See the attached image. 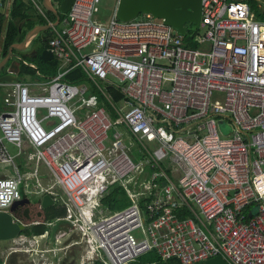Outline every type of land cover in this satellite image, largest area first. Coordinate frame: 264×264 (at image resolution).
<instances>
[{"label": "built area", "instance_id": "built-area-1", "mask_svg": "<svg viewBox=\"0 0 264 264\" xmlns=\"http://www.w3.org/2000/svg\"><path fill=\"white\" fill-rule=\"evenodd\" d=\"M100 1L73 0L58 26L48 22L58 70L31 84L40 92L0 83L10 88L0 164L14 172H0V212L20 199L15 158L29 149L85 245L79 264H127L149 251L180 264H264V18L242 0H200L187 45L150 14L123 22L114 10L100 21ZM75 69L84 80L66 81ZM115 123L123 129L106 144ZM114 185L130 204L98 217ZM14 243L10 253L29 246L32 264H54L47 255L61 250L35 237Z\"/></svg>", "mask_w": 264, "mask_h": 264}, {"label": "crops", "instance_id": "crops-1", "mask_svg": "<svg viewBox=\"0 0 264 264\" xmlns=\"http://www.w3.org/2000/svg\"><path fill=\"white\" fill-rule=\"evenodd\" d=\"M22 1L28 7L30 6V11L28 13V18H26L24 21H21L20 27L18 28V33L19 34L23 33V38L20 41L14 42L11 45L20 43L24 39V36L26 35V33L29 32L34 27L40 26V25L46 26V25H48V22H49L45 16L44 11H46V10L42 7V0H22ZM51 1L54 4V6H55V3L57 5L59 4V1H55V0H51ZM0 2L3 5L2 7H0V13L4 14L5 20H6V17L8 16V19L6 21V22H8L9 12H10L13 0H8V9L6 10V12L4 11V5H5L6 0H0ZM41 18L45 21V23L41 22ZM61 20L62 19L60 18V20L58 21V23L56 25L54 24L55 20L53 22H50V23H52L55 26H58L59 22ZM30 24L32 25L31 28L28 27ZM50 30H51V27L49 29H43L41 33H39L35 38L30 40V42L25 44L22 48H20L21 46L18 45L17 47L19 49H12L11 52L13 54H16L19 57H21L22 60H17L13 57H10L8 59V62L1 68L0 75L7 74L10 63L13 61H16L17 66H18V68H17L18 72L16 73V77H17L16 82L22 83L24 85H27V84L31 85L34 83H43V82L48 81V79H50L48 76H45L43 74H40V72H38L39 66L35 65V61H38L40 63H44V62L54 60L53 57L51 60H48V61H44V60L39 59L41 52L44 49H48V48L44 47L45 42H44L41 34L44 33L43 35L48 37L50 34ZM190 32H192V31H190ZM190 32H189V35H190ZM188 36H185L186 38H184V40L187 39ZM41 40H42V42H41ZM8 48H7L5 55H3V56L0 55V62L6 57L7 52H8ZM34 50H35V55L32 54V51H34ZM21 64H23L27 67H30L32 69H36V76H32V75L23 73L24 75H27L30 77V81L28 83L21 82L18 80V75L22 74L20 72V65ZM3 70H4V72H3ZM57 70H58V67H57ZM56 74H57V72H56ZM0 83L9 84V83H13V82H0ZM0 88L5 89V94H4V97H5L7 92L10 90V88H8L6 86H0ZM29 89L33 93H38L41 91L38 87L33 86V85H31L29 87ZM4 97H3V99H4ZM3 107H4V105H3V100H2V105L0 104V111L3 109ZM15 153H16V151H15ZM30 153H31V151L29 149H26L23 154H21L15 158V168L18 170L19 173H20V171H19L18 167H20L23 170H28L24 173V175H26L28 179H32V180H30V182L34 183L32 190L28 191V193L33 194L34 198L31 200L27 196L24 195V196L20 197L19 200H17V201H23V203L17 207L16 212H17V215L19 217V220H21L25 226H24V229L20 232V234L15 239H13L12 241L17 240L20 237H26V238L35 237L37 240H39V243L41 246L44 244L49 246L52 243V241H53V243H61V246L56 247V248H61L60 252L57 253V255L55 257H51L50 260L54 261V264H79L80 258L84 252V249H85V245L81 241L79 233L76 230H74L69 223L62 220V218L65 215V209H64L63 217L56 218L52 222H49L48 219L45 220L47 216H50L53 213H55L56 209L64 208V207L61 205L56 206L54 203H52L51 206H48L46 208L41 207V200H42V197L44 195H49L52 199V202H53L52 196L45 191L52 184L49 181V175H48L47 169L43 165H35L34 162L32 163L33 160L30 159V156H29ZM21 157H24V158L19 163V165H17L16 159H19ZM40 166H43L45 169L43 171H40L39 170ZM0 172H2V171H0ZM2 173L4 176H13V175H9L7 171L2 172ZM56 192L59 193L57 190H56ZM51 207L53 209H50ZM8 208L5 211H7ZM56 223H60V225H57ZM51 225L54 228L53 234H52L51 229H49V227ZM43 228H45V231H43V233L38 234V235H27L24 233L27 230L29 232H37ZM42 235H45V238H39V236H42ZM65 237H68V238L66 239ZM60 238H64L63 239L64 241L63 240L60 241L59 240ZM16 254H18V253H16ZM0 257L2 258L3 262L5 261L6 264H9L8 263V257L5 258V257H2L1 255H0ZM57 260L59 261L58 263H56ZM19 264H22V263L19 262ZM29 264H32L31 261Z\"/></svg>", "mask_w": 264, "mask_h": 264}, {"label": "water", "instance_id": "water-1", "mask_svg": "<svg viewBox=\"0 0 264 264\" xmlns=\"http://www.w3.org/2000/svg\"><path fill=\"white\" fill-rule=\"evenodd\" d=\"M72 2L73 0H60L58 6H54L51 0H42V7L54 16V24L56 25L60 20V16L68 12ZM141 14H150L154 18L163 20L176 33L185 37L189 35L190 31H195L199 24L200 0H118L114 12L115 18L123 22L133 20ZM49 28V24L36 26L26 33L20 43L11 45L8 48L6 57L0 62V71L10 57L22 60L21 57L11 52L12 49H19L18 45L22 48L41 33L43 29ZM32 54L35 55V50L32 51ZM52 57L51 51L44 49L39 59L48 61ZM17 68L16 61L11 62L7 74L0 75V82H16ZM22 203L23 201H15L9 206L7 211L0 212V241H12L24 229L25 225L19 220L16 212L17 207ZM52 203L51 197L44 195L41 200V207L46 208L51 206ZM204 264H227V262L221 257H213L207 259Z\"/></svg>", "mask_w": 264, "mask_h": 264}, {"label": "trees", "instance_id": "trees-1", "mask_svg": "<svg viewBox=\"0 0 264 264\" xmlns=\"http://www.w3.org/2000/svg\"><path fill=\"white\" fill-rule=\"evenodd\" d=\"M55 1L60 2V0H55ZM245 2L249 5V8L254 13L256 18L258 19L264 18V11L260 10L255 2L249 0H246ZM29 11H30V6L28 7L25 3H23L22 0H13L9 12L8 22H6L4 14L0 13V55L1 56L5 55L7 48L11 44L20 41L23 38V33L19 34L18 28L20 27V22L28 18ZM44 12L49 22H53L55 20L54 16L50 12L47 11ZM64 17L65 15L60 16L61 19H63ZM41 22L45 23V21L42 18H41ZM28 27L31 28L32 25L30 24ZM184 41L187 45H193V43L190 42L189 38L185 39ZM44 47L48 48L47 40L45 41ZM44 64L47 65L46 69L38 68V72H40V74L48 76L49 78L54 77L57 72L58 63L55 60H52V61L44 62ZM20 72L22 74L25 73L32 76H36V69H32L23 64L20 65ZM64 79L68 82L77 83L79 81L84 80V77L80 69H75L72 72H70L68 75H66ZM119 97H120L119 95L114 94L115 100H117ZM129 204L130 201L128 200L122 187H120L119 185L112 186L109 189L108 193L100 200V208L102 210H107L111 212L122 210L127 206H129ZM50 209L53 208L51 207ZM63 215H64V208H58L56 209L55 213H53L50 216H47L45 220L48 219L49 222H52L56 218L63 217ZM43 231H45V228L37 232H29L27 230L24 233L27 235H38L43 233ZM2 262H3L2 258L0 257V264H3ZM95 264H99V263H95ZM127 264H180V263L176 259H171L167 262H163L156 256L155 252L149 251L140 255L135 260Z\"/></svg>", "mask_w": 264, "mask_h": 264}, {"label": "rangeland", "instance_id": "rangeland-1", "mask_svg": "<svg viewBox=\"0 0 264 264\" xmlns=\"http://www.w3.org/2000/svg\"><path fill=\"white\" fill-rule=\"evenodd\" d=\"M242 1H246V0H242ZM249 1H253L257 4V6L259 7L260 10L264 11V0H249ZM246 3V2H245ZM55 6H58L55 3ZM98 8H99V12L97 14L98 19L100 21H105L107 20L113 13V11L115 10V2L111 1V0H101L100 3L98 4ZM8 9V0H6L5 5H4V11L6 12V10ZM8 19V16L6 17V21ZM35 65L39 66V68L41 67V69H46V65L44 63H40L38 61H35ZM4 72V70H3ZM18 80L21 82H25L28 83L30 81V77L24 74H20L18 75ZM5 94V89L4 88H0V104L2 105V100ZM114 122V119H113ZM43 126H45V123L43 124ZM123 128L121 126H119L118 124H114L113 128H111L108 132H107V136H108V140L105 141L106 144H108L109 140L112 139V135L115 131H121ZM130 143L127 148H128V153L131 156V158L133 159L134 162H139L142 159L141 153L138 152V148L136 147V145L134 144V142L127 137L126 139V143ZM9 152L11 154H14L15 151L13 150V148L9 147L8 148ZM24 157H21L19 159H16V163L17 165H19V163L22 161ZM34 161H32L33 163ZM35 163V162H34ZM20 174L22 175V181L19 184V194L20 197L22 196H27L29 199H33L34 196L33 194L28 193L29 190H32L34 183L30 182V180L32 179H28L26 175H24V173L28 170H23L20 167H18ZM45 168L43 166L39 167L40 171H43ZM0 171L2 172H8L9 175H14V172L12 170V168L9 165L6 164H0ZM49 181L52 184V181L50 180L49 177ZM59 193L60 196H62L61 191L58 188H55ZM110 213H112L111 211H107V210H102L100 207L98 208V217H103V216H108ZM54 224V223H53ZM57 225H60V223H56ZM49 229H51L52 234L53 232V226L51 225L49 227ZM136 235V233H134ZM66 239L68 237H65ZM64 238H60L59 240L62 241ZM64 241V240H63ZM6 245V249H3L2 246ZM51 247H59L61 246V243H52L50 244ZM16 247L14 241H8L6 242H2L0 241V255L2 257H9L10 254V250L14 249ZM24 249H29V246H22L19 248L18 251V256L16 257V264H19V262H21L22 264H29L31 261V257L29 256L28 252L23 251ZM40 248H44V246L42 245ZM48 258H51L52 255L48 254L47 255ZM19 259V260H18Z\"/></svg>", "mask_w": 264, "mask_h": 264}, {"label": "flooded vegetation", "instance_id": "flooded-vegetation-1", "mask_svg": "<svg viewBox=\"0 0 264 264\" xmlns=\"http://www.w3.org/2000/svg\"><path fill=\"white\" fill-rule=\"evenodd\" d=\"M44 34V33H43ZM41 34L44 42L47 40L48 37H46L45 35ZM3 249H6V245H3L2 246ZM18 256V254H16V252H11L9 254V257H8V263L9 264H16V257Z\"/></svg>", "mask_w": 264, "mask_h": 264}]
</instances>
